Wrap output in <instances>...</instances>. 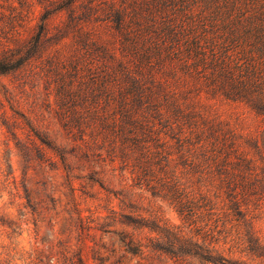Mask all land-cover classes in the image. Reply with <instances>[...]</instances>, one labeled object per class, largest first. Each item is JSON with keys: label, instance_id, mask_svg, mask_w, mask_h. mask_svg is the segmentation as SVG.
<instances>
[{"label": "trees", "instance_id": "1", "mask_svg": "<svg viewBox=\"0 0 264 264\" xmlns=\"http://www.w3.org/2000/svg\"><path fill=\"white\" fill-rule=\"evenodd\" d=\"M9 74L40 90V103L12 109L14 122L67 179L101 186L109 165L186 215L212 188L239 205L264 181V159L218 112L232 102L264 119V0H0ZM73 159L87 176L71 174ZM119 236L133 256L157 248ZM86 249L83 240L70 264H88Z\"/></svg>", "mask_w": 264, "mask_h": 264}, {"label": "rangeland", "instance_id": "2", "mask_svg": "<svg viewBox=\"0 0 264 264\" xmlns=\"http://www.w3.org/2000/svg\"><path fill=\"white\" fill-rule=\"evenodd\" d=\"M41 97L21 75H0V264H70L83 240L88 264H264V181L239 205L212 188L186 215L109 165H101V186L67 179L60 161L42 158L14 122L12 109L27 111ZM218 112L242 134L248 156L264 159L263 117L232 102ZM72 162V175L87 176ZM136 218L147 227L135 228ZM120 231L143 243L149 237L157 248L133 256L120 244ZM172 234L196 245H175ZM248 239L261 248L250 251Z\"/></svg>", "mask_w": 264, "mask_h": 264}]
</instances>
